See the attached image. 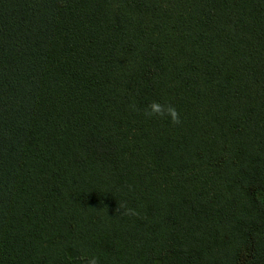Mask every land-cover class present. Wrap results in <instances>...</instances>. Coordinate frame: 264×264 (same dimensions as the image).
Masks as SVG:
<instances>
[{
    "label": "trees",
    "instance_id": "16d2710c",
    "mask_svg": "<svg viewBox=\"0 0 264 264\" xmlns=\"http://www.w3.org/2000/svg\"><path fill=\"white\" fill-rule=\"evenodd\" d=\"M92 256L264 264V0H0V264Z\"/></svg>",
    "mask_w": 264,
    "mask_h": 264
},
{
    "label": "clouds",
    "instance_id": "9594fccd",
    "mask_svg": "<svg viewBox=\"0 0 264 264\" xmlns=\"http://www.w3.org/2000/svg\"><path fill=\"white\" fill-rule=\"evenodd\" d=\"M144 115L148 118L157 116L160 118L170 117L173 124H179L181 122L178 110L172 104H168L167 106H165L159 102L154 101L147 106L144 111ZM124 207L125 205L121 204L115 209V211L118 213L120 209ZM127 214L135 215L136 213L132 209H127ZM81 259L85 261V264H99L98 257L96 256L81 257Z\"/></svg>",
    "mask_w": 264,
    "mask_h": 264
}]
</instances>
